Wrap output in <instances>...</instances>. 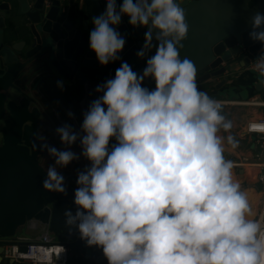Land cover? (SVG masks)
I'll use <instances>...</instances> for the list:
<instances>
[{"label": "clouds", "instance_id": "9594fccd", "mask_svg": "<svg viewBox=\"0 0 264 264\" xmlns=\"http://www.w3.org/2000/svg\"><path fill=\"white\" fill-rule=\"evenodd\" d=\"M182 5L185 0H106L105 11L91 18L89 47L102 65L121 59L126 39L113 25L125 14L131 25L147 28L136 55L143 58L154 46L156 52L142 74L122 61L114 77L96 86L102 95L83 112L79 130L56 127L63 150L34 134L54 157L43 187L66 194L58 168L81 155L90 161L78 170L77 208L65 210V223L88 246L101 247L108 264H264V218H250L248 195L224 155L225 144L239 143L233 122L198 87L194 63L180 56L189 31ZM249 36L264 44V12L251 17ZM255 68L264 75V52ZM146 77L154 88L143 85ZM56 85L64 90L65 82ZM67 115L75 117L71 110ZM77 141L79 154L69 147Z\"/></svg>", "mask_w": 264, "mask_h": 264}, {"label": "water", "instance_id": "95a60500", "mask_svg": "<svg viewBox=\"0 0 264 264\" xmlns=\"http://www.w3.org/2000/svg\"><path fill=\"white\" fill-rule=\"evenodd\" d=\"M122 2L117 0L118 5ZM185 5L189 31L181 59L194 63L198 87L219 100L220 90L232 85L237 58L242 55L248 65L264 48L249 36L251 17L264 12V0H185ZM105 9L106 0H0V262L5 245L14 243L11 239L22 227H45L70 246L81 264L108 262L101 247L88 246L78 228L65 223V210L75 214L77 208L78 172H70V163L60 169L66 194L46 190L41 163L46 150L34 135L46 130L40 108L45 80L86 77L101 84L100 79L114 77L122 61L142 74L155 54L154 46L145 57L136 55L147 28L131 25L125 14L120 25H113L126 39L121 59L102 65L89 47V33L94 28L91 18ZM153 44L158 42L154 39ZM143 85L152 89L155 81L146 77ZM257 88L264 92V81ZM22 249L26 251V244Z\"/></svg>", "mask_w": 264, "mask_h": 264}, {"label": "crops", "instance_id": "0c3cea01", "mask_svg": "<svg viewBox=\"0 0 264 264\" xmlns=\"http://www.w3.org/2000/svg\"><path fill=\"white\" fill-rule=\"evenodd\" d=\"M233 69L232 85L230 87L225 86L220 90L223 96L218 102L223 106L224 115L232 120L233 127L230 131L239 143L235 148L225 144L224 155L233 162L234 179L241 184L242 190L248 195L252 210L250 218L261 219L264 218L263 144L258 134L247 132L246 126L250 120L264 115V107L255 104L257 101L264 100V92L257 88V85L264 81V75L250 70L242 55L237 58ZM59 79H63L65 82L64 90L56 85V81ZM100 80L104 83L107 79ZM98 84L100 83L95 79L82 77L72 81L63 76L54 79V81L45 80L43 82L40 93V108L42 110L41 119L45 123L46 130L42 131L41 134L47 137L49 144L57 147L58 150L64 149L65 145L55 132L56 127L70 123L79 130L83 120V112L92 100L102 95V93L95 91ZM69 110L74 112V118L67 115ZM220 134L225 137L228 135L223 130ZM69 147L77 154L81 153L79 141ZM89 164L90 161L81 155L79 160L70 162L72 166L70 172L84 170L85 166ZM46 231L48 230L45 227H22L11 240L27 242L38 239ZM105 263L107 264V262ZM0 264L23 263L5 259ZM69 264H81L80 260L75 258V253L72 250H69Z\"/></svg>", "mask_w": 264, "mask_h": 264}, {"label": "built area", "instance_id": "2783aa9c", "mask_svg": "<svg viewBox=\"0 0 264 264\" xmlns=\"http://www.w3.org/2000/svg\"><path fill=\"white\" fill-rule=\"evenodd\" d=\"M264 52V48L258 50L257 54L251 59L247 67L259 73L256 68V59ZM255 104L264 107V100L257 101ZM247 132L256 133L261 137L264 152V115L250 120L246 126ZM264 167V162H263ZM264 215V214H263ZM26 244L24 251L22 246ZM70 246L63 241L55 238L50 232H43L38 239L27 242L14 241L13 244L5 245L2 255L4 259H12L15 262H28L30 264H69Z\"/></svg>", "mask_w": 264, "mask_h": 264}, {"label": "flooded vegetation", "instance_id": "af4514ba", "mask_svg": "<svg viewBox=\"0 0 264 264\" xmlns=\"http://www.w3.org/2000/svg\"><path fill=\"white\" fill-rule=\"evenodd\" d=\"M41 163L45 166V168H47L49 164L54 163V157H52L47 153V151H45V153L41 156ZM60 169L62 168H58L59 172L62 174L63 169L62 170Z\"/></svg>", "mask_w": 264, "mask_h": 264}, {"label": "rangeland", "instance_id": "374dc122", "mask_svg": "<svg viewBox=\"0 0 264 264\" xmlns=\"http://www.w3.org/2000/svg\"><path fill=\"white\" fill-rule=\"evenodd\" d=\"M1 125H2V122H0V131H1ZM0 139H1V132H0ZM102 264H104V263H102ZM107 264H108V262H107Z\"/></svg>", "mask_w": 264, "mask_h": 264}]
</instances>
